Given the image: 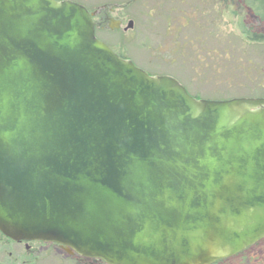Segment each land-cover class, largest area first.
Instances as JSON below:
<instances>
[{"label": "water", "instance_id": "95a60500", "mask_svg": "<svg viewBox=\"0 0 264 264\" xmlns=\"http://www.w3.org/2000/svg\"><path fill=\"white\" fill-rule=\"evenodd\" d=\"M95 14L0 0V232L106 264L264 238V97L197 99L100 41Z\"/></svg>", "mask_w": 264, "mask_h": 264}, {"label": "rangeland", "instance_id": "374dc122", "mask_svg": "<svg viewBox=\"0 0 264 264\" xmlns=\"http://www.w3.org/2000/svg\"><path fill=\"white\" fill-rule=\"evenodd\" d=\"M72 1L90 10L128 4L113 15L133 20V30L104 28L97 34L150 75L172 76L199 99L264 97V41L251 43L239 35L242 29L264 35V23L241 0H237L241 9H230L238 12L234 17L224 11L220 0ZM3 243L0 239V264L75 263V258L53 245L44 244L28 254L19 245Z\"/></svg>", "mask_w": 264, "mask_h": 264}, {"label": "flooded vegetation", "instance_id": "af4514ba", "mask_svg": "<svg viewBox=\"0 0 264 264\" xmlns=\"http://www.w3.org/2000/svg\"><path fill=\"white\" fill-rule=\"evenodd\" d=\"M127 6L128 4L127 5L110 4L106 6L104 5L100 8H97L96 10H90L89 8L90 11H94V12L96 11V14L93 16V20L95 23L96 36L98 37L97 32L99 30L104 29V28H109L113 20H117L120 22V27L115 30H118V31L122 30V32L124 33L129 32L130 30H133L135 27V23L133 20L127 19V17L124 16L123 14L120 16L113 15L114 12L118 11L117 9L120 10ZM117 53L125 58V56L122 55L121 53L119 52ZM0 239H4V243H3L4 245H9V246L19 245L23 247L25 250V253H28V254L36 252L38 248L42 247L45 244L41 241L16 242V241H13L5 237L1 233H0ZM49 245L59 247L62 250H64L70 257L75 258L74 264H106L105 262L99 259L79 256L78 254L72 251H68L65 247L60 246V245H57V244H49ZM8 253L10 256L13 255L12 251H8ZM214 264H264V238L261 241L257 242L256 244L248 247L241 253L233 257H230V258L221 259L215 262Z\"/></svg>", "mask_w": 264, "mask_h": 264}, {"label": "trees", "instance_id": "16d2710c", "mask_svg": "<svg viewBox=\"0 0 264 264\" xmlns=\"http://www.w3.org/2000/svg\"><path fill=\"white\" fill-rule=\"evenodd\" d=\"M221 5L224 6V11L227 12L228 15L234 17L238 16L237 11H231L230 9L232 7H238L237 9H241L239 5L237 4V0H220ZM243 3V6L248 8L252 14H254L259 22L264 23V0H241ZM243 9V8H242ZM240 21L242 18H238ZM239 21V24L241 25ZM240 37H242L243 40L251 42V43H261L264 41V35L258 34V33H248L246 30L241 31L239 34Z\"/></svg>", "mask_w": 264, "mask_h": 264}]
</instances>
